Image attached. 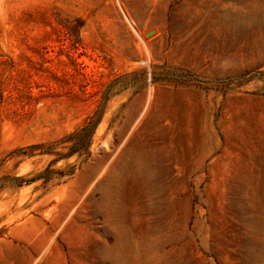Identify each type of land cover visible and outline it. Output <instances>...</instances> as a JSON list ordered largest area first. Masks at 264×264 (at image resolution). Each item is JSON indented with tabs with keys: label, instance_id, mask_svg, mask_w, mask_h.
Returning <instances> with one entry per match:
<instances>
[{
	"label": "rangeland",
	"instance_id": "1",
	"mask_svg": "<svg viewBox=\"0 0 264 264\" xmlns=\"http://www.w3.org/2000/svg\"><path fill=\"white\" fill-rule=\"evenodd\" d=\"M0 264H264V0H3Z\"/></svg>",
	"mask_w": 264,
	"mask_h": 264
},
{
	"label": "water",
	"instance_id": "2",
	"mask_svg": "<svg viewBox=\"0 0 264 264\" xmlns=\"http://www.w3.org/2000/svg\"><path fill=\"white\" fill-rule=\"evenodd\" d=\"M154 32H155V30H151V31H149L146 35L149 36V35H151V34L154 33Z\"/></svg>",
	"mask_w": 264,
	"mask_h": 264
},
{
	"label": "clouds",
	"instance_id": "3",
	"mask_svg": "<svg viewBox=\"0 0 264 264\" xmlns=\"http://www.w3.org/2000/svg\"><path fill=\"white\" fill-rule=\"evenodd\" d=\"M3 3V0H0V4H2Z\"/></svg>",
	"mask_w": 264,
	"mask_h": 264
}]
</instances>
